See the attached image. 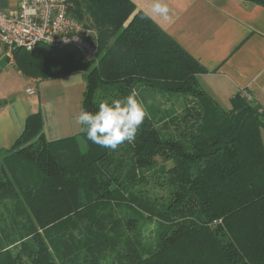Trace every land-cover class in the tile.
Listing matches in <instances>:
<instances>
[{
    "label": "trees",
    "instance_id": "obj_1",
    "mask_svg": "<svg viewBox=\"0 0 264 264\" xmlns=\"http://www.w3.org/2000/svg\"><path fill=\"white\" fill-rule=\"evenodd\" d=\"M71 12L96 31V61L39 44L12 50L13 65L39 81L94 65L83 110L134 91L147 115L116 151L83 131L49 141L42 113L28 117L0 151V264H264V108L239 92L221 109L203 66L134 0H73ZM130 214L155 221L149 247Z\"/></svg>",
    "mask_w": 264,
    "mask_h": 264
},
{
    "label": "crops",
    "instance_id": "obj_2",
    "mask_svg": "<svg viewBox=\"0 0 264 264\" xmlns=\"http://www.w3.org/2000/svg\"><path fill=\"white\" fill-rule=\"evenodd\" d=\"M166 2L171 10L167 20L152 13L153 0H134L138 11L147 14L203 66L206 72L198 81L208 96L228 111L232 97L246 92L264 108V7L244 0ZM15 5L14 0H0L1 10L10 11ZM6 58L7 63L0 59V151L11 149L28 117L39 111L49 141L82 132L76 117L83 109L85 80L71 81L65 76L29 79L9 62L10 53ZM16 80H24L26 88L18 90ZM42 83L60 86L54 91L62 89V95L49 101L39 89ZM29 88L35 90L34 95L27 93ZM262 140L264 145V131Z\"/></svg>",
    "mask_w": 264,
    "mask_h": 264
},
{
    "label": "built area",
    "instance_id": "obj_3",
    "mask_svg": "<svg viewBox=\"0 0 264 264\" xmlns=\"http://www.w3.org/2000/svg\"><path fill=\"white\" fill-rule=\"evenodd\" d=\"M10 11L0 9V44L14 49L33 51L39 44L51 47H74L83 62L98 59L96 31L75 18L73 0H14ZM29 95L35 90L27 89Z\"/></svg>",
    "mask_w": 264,
    "mask_h": 264
},
{
    "label": "clouds",
    "instance_id": "obj_4",
    "mask_svg": "<svg viewBox=\"0 0 264 264\" xmlns=\"http://www.w3.org/2000/svg\"><path fill=\"white\" fill-rule=\"evenodd\" d=\"M151 11L167 20L171 10L166 0H153ZM146 115L144 104L133 91L123 99L105 100L95 112L82 109L76 122L82 126L81 131L86 134L87 140L116 151L124 142L136 139Z\"/></svg>",
    "mask_w": 264,
    "mask_h": 264
},
{
    "label": "rangeland",
    "instance_id": "obj_5",
    "mask_svg": "<svg viewBox=\"0 0 264 264\" xmlns=\"http://www.w3.org/2000/svg\"><path fill=\"white\" fill-rule=\"evenodd\" d=\"M0 48H1L0 49V59H4L6 61V63H7L6 55H8V53H10V51L5 49V47L2 46V45H0ZM9 62L14 64L13 59H11V61H9ZM93 66L94 65H91V67L89 69L82 68V69L76 70V71L72 72L71 74H69V75H67L65 77L68 80L70 79L71 81H74V80H78L80 82L81 81L83 82L84 80L86 81V76L89 73V71L93 68ZM14 67H15V65H14ZM15 69L17 70V68H15ZM15 86H16V88L18 90H21V89L24 90L26 88L27 84L24 82V80H16ZM39 86H40L39 89H41L43 96L46 97L49 101H54V99H56L58 96L62 95V91H63L62 89H60L57 93H55V91H54L55 88L59 89L60 86H56L54 88H51L50 85H48L47 83H44V84L42 83ZM162 96H163L162 94L160 95V93H156V95H153V98L152 97H149V98L147 97L146 98V102L148 104H151V103H154V102L158 103V102H160ZM219 107L221 108L220 105H219ZM221 109H223V108H221ZM155 190H158L160 192L161 196H164L165 199L168 196L167 194L170 193V188L168 189L167 186H158V188H156ZM160 206L161 205H159V207ZM129 216H131V218H136L138 220L137 228L141 231V234H142V236L139 239V242L143 246L149 247L152 242L149 240L150 237H149V231L148 230H149V227H151L150 226L151 223H153L155 221L153 219L146 218L145 216H140V215L138 216V215H135V214H130ZM123 224H126V222L124 221Z\"/></svg>",
    "mask_w": 264,
    "mask_h": 264
}]
</instances>
